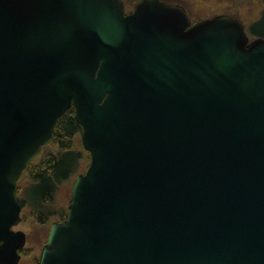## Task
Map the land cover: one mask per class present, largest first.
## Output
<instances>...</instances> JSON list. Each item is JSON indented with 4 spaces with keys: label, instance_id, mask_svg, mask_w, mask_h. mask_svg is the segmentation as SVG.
I'll use <instances>...</instances> for the list:
<instances>
[{
    "label": "water",
    "instance_id": "obj_1",
    "mask_svg": "<svg viewBox=\"0 0 264 264\" xmlns=\"http://www.w3.org/2000/svg\"><path fill=\"white\" fill-rule=\"evenodd\" d=\"M73 108L90 162L37 264H264V39L161 0H0V264L17 182Z\"/></svg>",
    "mask_w": 264,
    "mask_h": 264
},
{
    "label": "rangeland",
    "instance_id": "obj_2",
    "mask_svg": "<svg viewBox=\"0 0 264 264\" xmlns=\"http://www.w3.org/2000/svg\"><path fill=\"white\" fill-rule=\"evenodd\" d=\"M125 4V11L127 13L132 12L133 3L135 0H123ZM171 4H178L186 10L192 21L201 20L214 15L226 14L234 16L240 19L248 33V27L255 21H257L262 12L264 11V0H161ZM75 144L81 145L80 135L75 137ZM82 147V146H81ZM56 148L51 145L43 147L39 152L37 158L32 161L30 168L38 164L41 158L47 154L55 153ZM85 159L80 162L79 168L76 173L72 175L67 181L60 184L57 187L56 192L52 198V209L60 214L67 210L68 201L70 199V193L74 178L78 174L84 173L88 167V154L83 151ZM30 178L26 173V170L21 174V178L18 179V195L23 198L24 194L31 192L34 184L30 185ZM30 187H27L29 186ZM31 211L23 209L21 212V222L14 228V230H20L26 234L27 241L21 254L19 264H37L38 257L42 246L44 245L49 227L51 223L58 220V217L51 216L46 223L40 224L35 221L31 215Z\"/></svg>",
    "mask_w": 264,
    "mask_h": 264
},
{
    "label": "trees",
    "instance_id": "obj_3",
    "mask_svg": "<svg viewBox=\"0 0 264 264\" xmlns=\"http://www.w3.org/2000/svg\"><path fill=\"white\" fill-rule=\"evenodd\" d=\"M247 31L252 38L264 39V11L260 18L248 27ZM80 133L81 127L74 119L73 108H70L58 119L51 142L47 144L55 147L56 152L43 156L32 169L30 163L27 165L26 173L30 178V185L34 184L35 186L32 187L31 192L23 195L22 210H30L32 217L40 224L46 223L51 216L63 220L66 214V210L58 214L51 208L52 198L57 187L74 175L80 162L85 159L83 148L81 145H76L74 141ZM87 162H90L89 154ZM30 185L27 187H30Z\"/></svg>",
    "mask_w": 264,
    "mask_h": 264
},
{
    "label": "flooded vegetation",
    "instance_id": "obj_4",
    "mask_svg": "<svg viewBox=\"0 0 264 264\" xmlns=\"http://www.w3.org/2000/svg\"><path fill=\"white\" fill-rule=\"evenodd\" d=\"M66 212H67V210H66ZM66 215V214H65ZM64 218H65V216H64ZM63 218V219H64ZM59 221H62V219H58V220H56L55 222H59ZM52 224V223H51ZM15 231H17V230H15ZM26 235V234H25ZM26 241H27V237H26ZM26 244V243H25ZM24 249V248H23ZM23 249L21 250V251H19L18 253L20 254V259H21V254H22V252H23ZM20 262V261H19ZM19 264V263H18Z\"/></svg>",
    "mask_w": 264,
    "mask_h": 264
}]
</instances>
